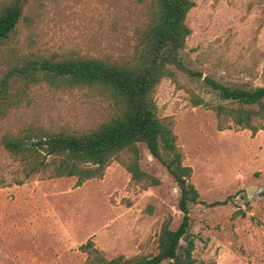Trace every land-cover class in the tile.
I'll list each match as a JSON object with an SVG mask.
<instances>
[{
  "label": "rangeland",
  "instance_id": "374dc122",
  "mask_svg": "<svg viewBox=\"0 0 264 264\" xmlns=\"http://www.w3.org/2000/svg\"><path fill=\"white\" fill-rule=\"evenodd\" d=\"M189 1L184 23L190 34L180 57L200 77L171 68L174 78L157 84L153 100L157 117L172 121L181 163L191 169L188 181L204 203L189 208L191 258L193 264H264V132L217 131L213 113L190 101L194 95L220 103L204 77L264 87V0ZM143 17L144 6L134 0H25L13 32L0 40V78L7 59L12 64L18 56L123 58ZM23 82L19 75L8 82L9 93H24L0 118V140L28 130L84 132L108 116L106 101L86 89L24 88ZM137 146L139 168L157 186L141 190L116 162L80 186L74 177L9 185L16 165L0 144V264H85L78 247L86 240L106 259L154 255L161 221L168 216L171 230L180 221L178 191ZM248 188L254 189L249 196Z\"/></svg>",
  "mask_w": 264,
  "mask_h": 264
},
{
  "label": "trees",
  "instance_id": "16d2710c",
  "mask_svg": "<svg viewBox=\"0 0 264 264\" xmlns=\"http://www.w3.org/2000/svg\"><path fill=\"white\" fill-rule=\"evenodd\" d=\"M25 0H8L0 6V40L13 32L22 16ZM144 6V17L133 31V46L127 56L105 60L77 57L54 60L18 56L9 63L0 78V118L20 101L22 90L9 93L12 77L24 79L23 87L44 83L55 90L86 89L106 101L108 116L93 128L79 133H50L44 130L19 132L0 140L2 149L16 165L17 176L9 185L25 180L74 177L75 186L90 179H100L104 169L116 162L129 180L141 190L158 185V180L139 168V150H144L171 177L178 191L180 221L173 230L165 217L156 236V253L130 258L106 259L90 240L78 247L85 254V264H193V242L189 237V208L204 204L189 183V167L181 163L175 144L172 121L159 118L153 92L162 79H173L171 68L199 78L187 69L180 57L190 31L184 20L193 7L189 0H134ZM220 103L209 104L192 95V106H203L213 113L215 128L247 130L250 135L264 132V87L244 89L224 86L202 78ZM35 141L27 144L26 139ZM242 215V213H240ZM180 241L184 245H180Z\"/></svg>",
  "mask_w": 264,
  "mask_h": 264
},
{
  "label": "water",
  "instance_id": "95a60500",
  "mask_svg": "<svg viewBox=\"0 0 264 264\" xmlns=\"http://www.w3.org/2000/svg\"><path fill=\"white\" fill-rule=\"evenodd\" d=\"M27 144L30 145V140L27 141ZM254 191V189H246V194L249 196L250 195V192Z\"/></svg>",
  "mask_w": 264,
  "mask_h": 264
}]
</instances>
